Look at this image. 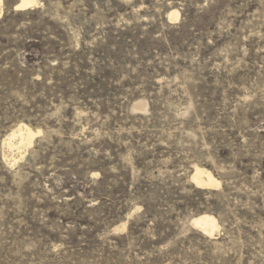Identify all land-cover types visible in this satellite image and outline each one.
Returning <instances> with one entry per match:
<instances>
[{
	"label": "rangeland",
	"instance_id": "obj_1",
	"mask_svg": "<svg viewBox=\"0 0 264 264\" xmlns=\"http://www.w3.org/2000/svg\"><path fill=\"white\" fill-rule=\"evenodd\" d=\"M36 1L1 3L0 264H264V0Z\"/></svg>",
	"mask_w": 264,
	"mask_h": 264
},
{
	"label": "bare ground",
	"instance_id": "obj_2",
	"mask_svg": "<svg viewBox=\"0 0 264 264\" xmlns=\"http://www.w3.org/2000/svg\"><path fill=\"white\" fill-rule=\"evenodd\" d=\"M2 0H0V16L2 13L1 9ZM38 2L36 0H19V2L14 7L15 10H25L36 6ZM179 17V13L173 10L168 16L169 20H176ZM40 133V131H37ZM36 133L30 128L24 125H19L15 130H12L6 138L3 140V145L7 148L8 154H11V160L16 161L15 157L12 155L16 150L17 153L22 155L21 150L31 144V141ZM25 151V150H24ZM10 156V155H9ZM10 158V157H9ZM191 179L197 187H219L220 182L209 172L197 166L194 167L191 174ZM190 224L198 231H200L206 237L214 236L215 232L218 230L219 225L217 220L212 215L201 214L190 220Z\"/></svg>",
	"mask_w": 264,
	"mask_h": 264
}]
</instances>
